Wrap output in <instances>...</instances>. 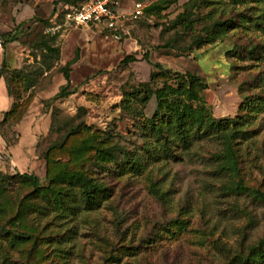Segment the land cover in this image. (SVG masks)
Returning <instances> with one entry per match:
<instances>
[{
  "label": "rangeland",
  "instance_id": "374dc122",
  "mask_svg": "<svg viewBox=\"0 0 264 264\" xmlns=\"http://www.w3.org/2000/svg\"><path fill=\"white\" fill-rule=\"evenodd\" d=\"M57 1L0 0V264H264V0H175L118 38L66 24ZM217 19L231 22L207 31ZM74 56L73 93L53 99ZM185 73L210 116L235 123L188 125L164 147L144 89ZM114 144L140 165L103 154ZM93 183L107 190L86 203Z\"/></svg>",
  "mask_w": 264,
  "mask_h": 264
},
{
  "label": "trees",
  "instance_id": "16d2710c",
  "mask_svg": "<svg viewBox=\"0 0 264 264\" xmlns=\"http://www.w3.org/2000/svg\"><path fill=\"white\" fill-rule=\"evenodd\" d=\"M84 0H59L57 1V17L62 18L64 21V14L66 10L71 5L79 4ZM175 0H153L147 5L144 6L140 15L144 13H152L159 12L162 9L166 8L174 2ZM195 4L193 1L192 5ZM139 15V17H140ZM183 17H187V14L184 13ZM230 19H217L213 24L207 25L205 29L211 28V32L219 33L230 25ZM17 40L15 36H10L8 41ZM55 51L57 49L55 48ZM77 56H74L72 59L68 60L64 66L61 68V72L64 75L66 80V84L61 85L58 92L53 96V99L64 98L71 93L72 90L68 89L69 83V69L70 66L76 61ZM126 61L134 60L133 56L129 55L125 58ZM155 66H160V64L156 63ZM169 71L161 70L159 73L153 72L151 75L156 76L158 74L164 75L166 77L169 76ZM173 83H164L163 86L156 88L155 90L150 86V83L146 84V88L144 89V96L142 100H145L148 96L154 95L156 99V107L153 117L147 119V125L149 130L156 136H161L162 146L166 147L169 143L174 141V137L178 139L182 143H187V139L189 136V127H195L196 132H210L212 129L218 131L221 125H226L228 123H235L234 121H230L229 119H215L210 116L205 104L200 101L199 92L206 88L205 83H203L202 79L191 73H185L180 76H177ZM192 101H196V105L192 104ZM189 125V127H188ZM79 132L78 127L71 128L70 134H75ZM122 152V164L128 167H138L140 165V158L135 153H129L126 151H122L117 148V146L110 145L107 146L101 151L103 154L108 155L110 157H115L117 151ZM22 181L28 182L34 190H38L40 187V183L38 177L29 174V173H19L16 174ZM72 177L76 179V181L85 183V177H83L79 173L72 174ZM67 173L59 171L53 176H49L50 180L55 179H67ZM107 188L99 183H93L90 190H86L83 192L84 199L86 203H92L95 196V192L105 193Z\"/></svg>",
  "mask_w": 264,
  "mask_h": 264
},
{
  "label": "built area",
  "instance_id": "2783aa9c",
  "mask_svg": "<svg viewBox=\"0 0 264 264\" xmlns=\"http://www.w3.org/2000/svg\"><path fill=\"white\" fill-rule=\"evenodd\" d=\"M119 0H84L79 4L71 5L64 14V22L75 28H100L118 38L117 30L125 19L138 18L145 4L139 0L134 2L128 13L118 10Z\"/></svg>",
  "mask_w": 264,
  "mask_h": 264
},
{
  "label": "crops",
  "instance_id": "0c3cea01",
  "mask_svg": "<svg viewBox=\"0 0 264 264\" xmlns=\"http://www.w3.org/2000/svg\"><path fill=\"white\" fill-rule=\"evenodd\" d=\"M118 10H119V11H121V10H122L121 12H123V10H124V7H119V8H118ZM100 29H101V28H100Z\"/></svg>",
  "mask_w": 264,
  "mask_h": 264
}]
</instances>
